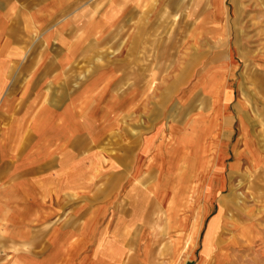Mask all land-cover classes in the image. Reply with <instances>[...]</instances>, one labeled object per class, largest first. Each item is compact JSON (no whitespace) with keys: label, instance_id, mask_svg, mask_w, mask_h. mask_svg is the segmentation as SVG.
I'll use <instances>...</instances> for the list:
<instances>
[{"label":"rangeland","instance_id":"1","mask_svg":"<svg viewBox=\"0 0 264 264\" xmlns=\"http://www.w3.org/2000/svg\"><path fill=\"white\" fill-rule=\"evenodd\" d=\"M55 11L54 17H42L37 28L30 19L26 22L27 18L12 17L0 42L7 39L9 45L26 49L13 62L46 65L69 51L71 66L65 77H70L65 84L76 93L85 88L95 93L97 75L112 79L109 90L118 95L124 113L109 116L91 143L77 139L76 153L89 155L94 161L93 194L105 188L118 190L125 207L139 202L140 221L155 224L153 231L159 241L171 237L176 250L172 245L171 249L157 247L159 254L149 264L202 261L210 224L198 245L197 239L216 195L217 226L206 264H264V166L253 168L242 161L237 168L227 169L226 182L222 169L225 154L218 149L213 165L211 148L202 135L214 122L201 112L211 108V98L217 111L227 109L231 99V24L242 36L247 33V37L264 41V0H61ZM47 29L56 32L49 42L41 37ZM202 90L208 96L203 97ZM133 92L140 95L134 106L130 100ZM251 108L258 109L254 103ZM196 111L186 121L182 141L171 152L177 158L172 157L173 164L167 169L178 170L177 174L171 180L156 181L155 204L145 205L141 195L147 181H129L133 134L146 131L163 117L170 125ZM226 115L230 126L231 117ZM248 120L264 145V117ZM250 153L252 162L259 164L258 157ZM104 172L108 175L99 180ZM180 214L177 231L173 224ZM168 222L173 226L171 231L163 230V223ZM0 249V253L5 252Z\"/></svg>","mask_w":264,"mask_h":264},{"label":"crops","instance_id":"2","mask_svg":"<svg viewBox=\"0 0 264 264\" xmlns=\"http://www.w3.org/2000/svg\"><path fill=\"white\" fill-rule=\"evenodd\" d=\"M60 3L61 0H0V40L12 17L27 18L26 22L30 19L37 28L42 17L57 15L54 10ZM234 20L239 21L237 17ZM55 33L47 29L41 37L49 42ZM241 34L231 24V99L227 109L217 111L209 96L211 108L201 111L214 122L204 128L202 135L211 148L213 165L218 149L225 154L222 169L226 182L227 169L237 168L242 161L253 168L264 166V145L248 120L264 117V41ZM25 52L22 46L9 45L7 39L0 42V247L5 251L0 253V264L153 262L159 254L157 247L166 245L171 249V237L159 241L153 231L155 224L140 221L139 202L125 207L119 201L123 195L118 190L105 188L93 194L94 161L89 155L76 153L77 139L91 143L109 116L124 113L125 106L118 95L109 90L112 79L97 75L93 81L95 93H89V88L76 93L74 87L65 84L70 77H65V70L71 66L69 51L46 65L13 62L16 55ZM30 85L34 88L29 89ZM139 98L138 93H131L133 106ZM251 103L258 109L253 111ZM196 113L170 125L163 117L146 131L133 134L129 181H147L141 195L145 205L156 201V181L171 180L177 174L178 170L167 169L173 164L172 157L177 158L171 152L182 141L186 121ZM226 114L231 117L230 126L224 118ZM250 151L258 157L259 164L252 162ZM179 162L183 167L184 159ZM102 175L99 180L108 173ZM127 194L136 197L133 192ZM217 196L212 198V211L202 219L196 245L218 213ZM182 216L173 224L176 230ZM163 224V230L173 228L171 222Z\"/></svg>","mask_w":264,"mask_h":264},{"label":"bare ground","instance_id":"3","mask_svg":"<svg viewBox=\"0 0 264 264\" xmlns=\"http://www.w3.org/2000/svg\"><path fill=\"white\" fill-rule=\"evenodd\" d=\"M204 94V93H203ZM203 96V95H202ZM199 99V98H198ZM208 99V98H207ZM215 103V102H214ZM208 104V103H207ZM204 107V106H203ZM223 208V207H222ZM220 213H221V210H220ZM217 217H215V219H213L210 223V226H209V229H208V232H207V240H206V247H205V252L203 253L202 255V261L199 263V264H206L209 259V255H208V250L209 248L211 247L210 245H213V240H214V233H215V228L217 226ZM173 246V249L174 251L176 250V247H175V244L172 243L171 244ZM213 248V247H212ZM213 252V249L211 251V253Z\"/></svg>","mask_w":264,"mask_h":264}]
</instances>
